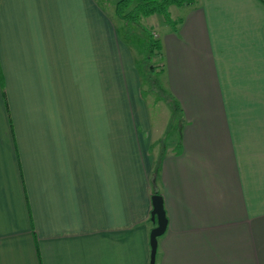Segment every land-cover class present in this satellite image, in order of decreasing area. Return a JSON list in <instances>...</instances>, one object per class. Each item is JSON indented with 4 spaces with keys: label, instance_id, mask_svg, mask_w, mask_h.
Instances as JSON below:
<instances>
[{
    "label": "crops",
    "instance_id": "obj_1",
    "mask_svg": "<svg viewBox=\"0 0 264 264\" xmlns=\"http://www.w3.org/2000/svg\"><path fill=\"white\" fill-rule=\"evenodd\" d=\"M96 1L0 0V264H150L154 190L155 264H264V0L169 6L171 145Z\"/></svg>",
    "mask_w": 264,
    "mask_h": 264
},
{
    "label": "rangeland",
    "instance_id": "obj_2",
    "mask_svg": "<svg viewBox=\"0 0 264 264\" xmlns=\"http://www.w3.org/2000/svg\"><path fill=\"white\" fill-rule=\"evenodd\" d=\"M115 1L116 0H97L96 2L104 7L106 13H108L109 16H112V18L114 19L113 22L118 27L119 36L122 42L124 44H128L135 54V62L138 71L140 70V74L143 79H141L140 89L143 94H147V98L149 97V113L151 115L154 128L158 130L157 135L160 136V139L158 141L159 143L171 145L178 136V112L176 109V102L164 90L163 87L160 52L153 49V51H151V53L149 54L151 55V63L154 65L152 71L153 73L147 76L148 78L150 76L149 82L145 81V75L143 74L146 69L144 71L142 62L144 61V53L147 52V47H145V45L148 42L150 35H152L154 38H157L158 31L162 32L163 29L166 28L167 24H169L170 26V23L164 21L163 16L159 13H153L148 16L139 15V18L135 22L124 21V19L119 18L115 14V12H113ZM138 1L140 0H132L130 5L123 11L126 12L131 9ZM169 6L168 11L170 14V18L172 20H175L179 8H170ZM165 98L170 102L171 107L168 102H166ZM172 110H175L174 113L172 112ZM174 149L178 150V143L175 144Z\"/></svg>",
    "mask_w": 264,
    "mask_h": 264
},
{
    "label": "trees",
    "instance_id": "obj_3",
    "mask_svg": "<svg viewBox=\"0 0 264 264\" xmlns=\"http://www.w3.org/2000/svg\"><path fill=\"white\" fill-rule=\"evenodd\" d=\"M99 1V0H98ZM132 0H116L114 2V12L115 14L121 18L124 19V21H132L135 22L140 16H148L153 13H159L163 16L164 21H167L172 25L175 26L174 20L170 18V14L168 11L169 5H182V4H188L194 2V0H140L138 1L131 9L124 12L123 10L130 5ZM145 47H147V52L144 53V61L143 62V69L145 71L143 75H145V81L149 82V78L147 77L149 74L151 75L153 72V64L151 63V51L153 49L157 51H161V46L158 38H154L152 35H150V38L148 39V42L146 43ZM147 54V55H145ZM166 102L171 106L170 102ZM178 112V107L176 108ZM175 110H172L174 113ZM179 149V146H178ZM161 159V155L159 156V160ZM159 160L156 162L153 175L151 176L152 184L154 185L156 177L159 172ZM154 192H158L157 190H154ZM159 193V192H158Z\"/></svg>",
    "mask_w": 264,
    "mask_h": 264
},
{
    "label": "water",
    "instance_id": "obj_4",
    "mask_svg": "<svg viewBox=\"0 0 264 264\" xmlns=\"http://www.w3.org/2000/svg\"><path fill=\"white\" fill-rule=\"evenodd\" d=\"M151 219L155 221V225L149 232V263L155 264V253L157 247V237L161 235L166 227L167 218L165 215L162 195L158 192H153L151 195Z\"/></svg>",
    "mask_w": 264,
    "mask_h": 264
}]
</instances>
